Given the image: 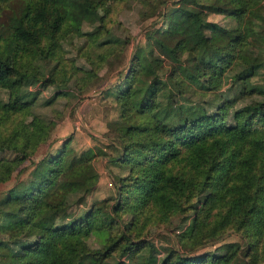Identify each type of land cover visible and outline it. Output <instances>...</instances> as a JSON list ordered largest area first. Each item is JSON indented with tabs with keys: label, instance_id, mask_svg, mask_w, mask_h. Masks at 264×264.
Wrapping results in <instances>:
<instances>
[{
	"label": "trees",
	"instance_id": "1",
	"mask_svg": "<svg viewBox=\"0 0 264 264\" xmlns=\"http://www.w3.org/2000/svg\"><path fill=\"white\" fill-rule=\"evenodd\" d=\"M100 1L0 0V55L12 54L0 68V182L14 174L0 192V264H167L173 253L174 264H264L262 0H138L159 14L102 89L117 108L110 148L68 137L32 158L55 120L33 110L30 87L55 83L49 104L70 80L81 94L129 44L101 21ZM223 33L236 45L230 75ZM70 37L81 62L61 52ZM97 155L114 195L73 214L68 196L92 190ZM174 215L179 247L156 245L152 225ZM227 230L238 238L195 250Z\"/></svg>",
	"mask_w": 264,
	"mask_h": 264
},
{
	"label": "rangeland",
	"instance_id": "2",
	"mask_svg": "<svg viewBox=\"0 0 264 264\" xmlns=\"http://www.w3.org/2000/svg\"><path fill=\"white\" fill-rule=\"evenodd\" d=\"M262 8L264 10V0H262ZM98 11L101 21L103 23L108 22V24L112 23L114 34L127 37L129 44L123 50V54L115 55L111 58V62L101 64V67L95 72L91 80H87L84 83V90L81 94L74 90V87H72L73 80H70L66 86H62V88L66 89L67 94L58 96L52 104H49L46 103V100L54 94L57 88L55 83L45 79L30 87V94L34 95L36 93V102L33 105V110L43 114L48 119L54 118L55 120L47 142L42 143L35 149L32 158H37L48 147V141L50 142V148H54L68 137L71 138L70 144L77 149L88 145H96L105 149L110 148L107 144V137L112 136L109 121L116 118L117 108L113 104V100L103 94L102 89L117 77L120 69H124L128 62L132 45L144 39L143 32L147 27L146 25H150L151 21L156 19L159 10H155L150 4L143 5L138 0H117L116 2L115 0H101L98 5ZM108 17L109 20L107 19ZM208 18L226 26L232 21L229 17L216 11H209ZM76 42L77 38L75 37L67 38L62 45L61 52L68 57L67 60L77 57L78 62H81L83 58L76 52ZM217 46L224 54L218 65L225 68L227 75L233 74L236 72V67H231L230 65L236 53L235 43L232 42L228 34L223 33L221 39H218ZM11 61V53H2L0 55V68ZM10 86L12 90H17L18 82L14 78H10ZM93 161L99 172L98 180L92 190L84 196H80V191L69 194L68 210L73 214L84 211L93 201H97L100 204L106 198L114 195V186L105 167V158L97 155ZM111 168L116 173L124 172L116 165H112ZM27 172L26 170L24 175ZM13 176L14 174L9 179L0 182V192L10 185L13 181ZM178 218V215H174L170 222L160 221L152 225L153 233L151 238L156 245L166 248L179 247L178 230L175 229ZM237 238L234 232L227 230L218 239H209L203 244L197 245L195 250L212 249L219 241ZM167 264H174V253Z\"/></svg>",
	"mask_w": 264,
	"mask_h": 264
}]
</instances>
